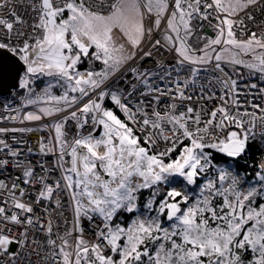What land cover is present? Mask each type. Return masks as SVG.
<instances>
[{
  "label": "snow or ice",
  "instance_id": "1",
  "mask_svg": "<svg viewBox=\"0 0 264 264\" xmlns=\"http://www.w3.org/2000/svg\"><path fill=\"white\" fill-rule=\"evenodd\" d=\"M0 264H264V0H0Z\"/></svg>",
  "mask_w": 264,
  "mask_h": 264
},
{
  "label": "built area",
  "instance_id": "2",
  "mask_svg": "<svg viewBox=\"0 0 264 264\" xmlns=\"http://www.w3.org/2000/svg\"><path fill=\"white\" fill-rule=\"evenodd\" d=\"M244 71H246V70H244Z\"/></svg>",
  "mask_w": 264,
  "mask_h": 264
}]
</instances>
